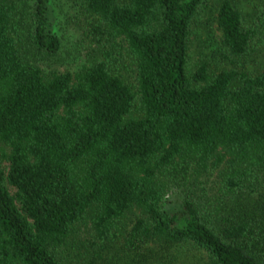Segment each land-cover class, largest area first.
<instances>
[{"label":"trees","instance_id":"1","mask_svg":"<svg viewBox=\"0 0 264 264\" xmlns=\"http://www.w3.org/2000/svg\"><path fill=\"white\" fill-rule=\"evenodd\" d=\"M78 6L101 44L59 70L51 0H0V264H264V0Z\"/></svg>","mask_w":264,"mask_h":264},{"label":"rangeland","instance_id":"2","mask_svg":"<svg viewBox=\"0 0 264 264\" xmlns=\"http://www.w3.org/2000/svg\"><path fill=\"white\" fill-rule=\"evenodd\" d=\"M78 3L79 0H51V28L62 38L61 54L51 67L59 70L76 68L87 61V54L95 53L101 44V41L92 34L86 14L80 11ZM219 43V30L211 6L199 21V28H195L190 35L189 66L192 67L200 56L211 55ZM113 55L112 68L121 73L126 80L133 79L134 66L124 50L114 52ZM258 61L264 62V52L258 57ZM49 66L50 64L44 68L49 69ZM180 201L181 195L178 191L171 190L166 195V206L169 208L177 206Z\"/></svg>","mask_w":264,"mask_h":264}]
</instances>
